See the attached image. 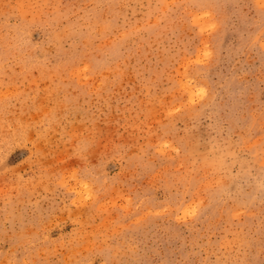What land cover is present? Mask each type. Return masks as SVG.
Here are the masks:
<instances>
[{"label":"rangeland","instance_id":"obj_1","mask_svg":"<svg viewBox=\"0 0 264 264\" xmlns=\"http://www.w3.org/2000/svg\"><path fill=\"white\" fill-rule=\"evenodd\" d=\"M0 264H264V0H0Z\"/></svg>","mask_w":264,"mask_h":264},{"label":"bare ground","instance_id":"obj_2","mask_svg":"<svg viewBox=\"0 0 264 264\" xmlns=\"http://www.w3.org/2000/svg\"><path fill=\"white\" fill-rule=\"evenodd\" d=\"M202 56V55H201Z\"/></svg>","mask_w":264,"mask_h":264}]
</instances>
